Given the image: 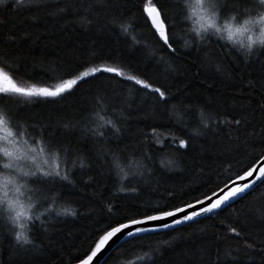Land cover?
<instances>
[{"label": "trees", "instance_id": "trees-1", "mask_svg": "<svg viewBox=\"0 0 264 264\" xmlns=\"http://www.w3.org/2000/svg\"><path fill=\"white\" fill-rule=\"evenodd\" d=\"M162 2L168 22L176 25L175 55L161 50L145 23L144 0H25L11 10L0 6V59L7 58L26 85H54L58 78L107 64L166 86L172 94L163 105L131 82L99 73L54 101L0 100V114L11 113L14 132L23 130L18 124L37 125L54 143L71 144L74 150L66 165L72 183L64 182L54 204L39 199L35 211L44 214V223H29L32 245L17 246L12 225L0 217V264H73L91 251L107 225L196 201L264 154V55L246 58L235 49L229 52L231 45L215 35L204 44L185 47L194 35L191 21L177 15L184 0ZM246 6L250 5L241 3V11ZM113 17L123 19L113 23ZM121 23L131 24L127 33L121 31ZM12 32L18 37L15 44L6 42ZM210 51L215 56L208 59ZM101 90L110 101L106 110L94 103ZM201 111L208 114V129L201 124ZM177 112L182 120H177ZM89 118L96 124L113 120L120 132L109 130L103 139H93L84 131L95 126L87 123ZM232 118L244 121L238 135L235 126L214 123ZM39 127L28 128L29 138H39ZM173 134L188 139V147L178 148ZM75 154L86 158V167L81 169L78 162L73 167ZM114 155L120 157L121 166L131 165L125 167L127 176L121 178L112 166ZM3 163L0 155V169ZM60 166L65 167L63 153ZM39 186L29 183L31 188ZM65 207L76 215L58 216ZM261 207L264 183L215 214L125 241L101 264H217L218 255L220 264H225L230 251L239 264H264L260 254L264 221L257 211ZM230 227H237L248 242H256V250L243 248L244 241L234 237Z\"/></svg>", "mask_w": 264, "mask_h": 264}, {"label": "snow or ice", "instance_id": "snow-or-ice-1", "mask_svg": "<svg viewBox=\"0 0 264 264\" xmlns=\"http://www.w3.org/2000/svg\"><path fill=\"white\" fill-rule=\"evenodd\" d=\"M25 0H14L13 4H8V0H0V6L7 5L6 10L19 8L24 4ZM41 3L42 0H28V3ZM241 3L246 6L241 11ZM92 7L91 5L89 6ZM181 12L177 15H183L184 21H191L192 27L190 31L194 35L192 42H185V47H191L192 43L204 44L211 36H218L220 40H225L227 45H231L229 52L235 49L242 53L246 58H251L254 53L264 55V0H184L181 4ZM61 12L65 11L60 9ZM141 15L145 23L150 26L152 34L157 38L161 45V50H167L169 55H175L178 51L175 44L172 28L175 23L168 22V12L165 3L162 0H144ZM241 17L243 19L241 20ZM122 17H113V23ZM82 23L84 21H81ZM0 26L3 22L0 21ZM121 31L127 33L131 24L121 23ZM18 37L14 32L7 34L6 42L15 44ZM215 56L214 51L206 54V58L210 59ZM163 59V58H161ZM219 70V68H218ZM17 69L7 58L0 59V100L7 99L22 100L30 102L37 99L57 100L70 93L78 83L93 78L99 73L113 74L125 81L131 82L134 86H138L142 90H146L154 100L160 104L167 105L172 98L171 92L166 86L157 85L147 78H141L136 74H126L118 67L100 66L89 67L86 70L79 71L78 74H69L67 78H58V82L50 86H39L38 84L26 85L18 80L16 76ZM94 103L98 109L106 110L110 101L105 90L98 91L94 97ZM175 108V105L172 106ZM177 120H182L181 113H175ZM7 116V119H6ZM97 116L99 113L97 112ZM102 119V118H101ZM201 124L205 129L210 127L209 117L207 113L201 111ZM244 121L240 118L216 120L214 123L217 127L224 125L231 128L235 126L237 135L239 128ZM88 124H95L94 127L86 126L85 133H91L93 139H103L106 131L114 130L120 132L116 122L113 120H102L96 124L89 118ZM23 129L19 132L13 131L12 116L10 112L0 114V132L3 133L0 139L4 141L0 146V154L7 162L3 163L0 169V217L5 219L7 224L12 225L10 231L14 235L17 246L32 245L33 240L29 235L31 229L29 223L35 225L36 221L41 220L43 213L36 214V207L39 205V199L51 200L54 204L59 199L61 192L58 190L63 187L64 182L72 183L69 178L70 169L66 166L68 159L74 154L71 144L54 143L50 136H47L43 127L37 125H28L27 123L18 124ZM39 127V138L31 136L29 138L28 128ZM155 129H153V134ZM20 137H23V145L21 147ZM173 142L178 140V148H187L190 141L188 139L178 138L175 134L171 136ZM63 153L65 167L61 169L60 159ZM76 158L72 161L73 167L77 162L81 169L87 166L86 158L75 154ZM28 161L31 164L29 170H25L22 162ZM138 167V162H133ZM257 165L259 167L257 168ZM112 166L117 169L119 174L127 176L129 173L125 171V167L121 166L120 157L113 156ZM7 172V175L4 173ZM236 181H243L237 183ZM236 181H229L222 189L218 188L219 195L216 191L211 196L204 195L203 199H197L194 204H186L184 207H177L175 210L158 211L157 214L144 215L142 218L124 217L126 222L114 221L100 231L102 234L94 241V247L91 252L79 261V264H92L93 259L102 252L110 243H117L121 237L136 238L140 233L156 232L157 227H143L150 221H163L165 218H172L170 223L160 224L161 228H171L173 225H181L186 222L193 221L195 217L205 213H215L233 202L237 198H243L249 191L257 186L258 183H264V155H260L243 176L238 175ZM40 185L37 188L29 187V183ZM123 190V189H122ZM26 193L28 203L24 201ZM34 197L36 199H34ZM207 201V204L205 202ZM196 205H200L198 210L185 212V209H194ZM51 207V205L49 206ZM47 211V210H46ZM109 213L112 212V206H108ZM258 214L264 221V207L259 208ZM178 213H184L178 216ZM49 214H51L49 212ZM57 215H76V211L70 207L63 208ZM229 232L236 238L244 241L243 248L255 251L256 242H248L242 237L241 231L237 227H230ZM264 243V242H262ZM239 252V247L235 249ZM260 254L264 256V247L260 248ZM148 254L146 253L145 256ZM231 258V264H239L238 256L232 255V252L226 253L225 264H228V258ZM217 264H220L219 255Z\"/></svg>", "mask_w": 264, "mask_h": 264}, {"label": "water", "instance_id": "water-1", "mask_svg": "<svg viewBox=\"0 0 264 264\" xmlns=\"http://www.w3.org/2000/svg\"><path fill=\"white\" fill-rule=\"evenodd\" d=\"M258 167H259V165H257V168H258ZM243 174H244V173L240 174V176H243ZM231 181H236V177H235L233 180H231ZM236 182H237V183H243V181H236ZM228 183H229V182H228ZM228 183H227V184H228ZM258 184H259V183H258ZM258 184H257V185H258ZM223 187H224V186H223ZM223 187H221L220 189H222ZM216 192H217V195L220 194L218 190H216ZM211 195H212V194H210V195H208V196H211ZM203 198H204V197H203ZM203 198H201V199H203ZM238 199H239V198L235 199L233 202H235V201L238 200ZM233 202H231L230 204H228V205H226V206H223L221 209H223V208H225V207L231 205ZM191 204H194V205H195V202H193V203H191ZM205 204H207V201L205 202ZM182 207H184V206H182ZM199 207H200V205H196L194 209H185V212L187 213V212H190V211H193V210H198ZM221 209L216 210L215 213H217V212L220 211ZM174 210H175V209H174ZM215 213H205V214H203V215H201V216L195 217L194 220H197V219L202 218V217H207V216H210V215L215 214ZM183 214H184V213H178L177 215L180 216V215H183ZM171 219H172V218H165L163 221H150V222H147L145 225H143V227H157V231H156V232H160V231H165V230H169V229L177 228V227H180V226H182V225H185V224H187V223L192 222V221H189V222H186L185 224H181V225H173L171 228H167V229L159 227L160 224H163V223H170V222H171ZM194 220H193V221H194ZM151 233H155V232L140 233V234H138V236H143V235H147V234H151ZM138 236H137V237H138ZM131 239H133V238H131ZM128 240H130V238H128L127 236H123V237L120 238V240H119L117 243H115V244L110 243L108 246H106L105 249L102 250L101 253L98 254L97 257H95V258L93 259L92 264H101L102 261L106 258V256H107V255H108V254H109L114 248H116L118 245H120L121 243H123V242H125V241H128ZM93 247H94V246H93ZM90 252H91V251H90ZM90 252H89V253H90ZM89 253H88V254H89ZM84 258H85V257H84ZM84 258H83V259H84ZM81 260H82V259H81ZM79 261H80V260H79ZM79 261H77V262H75V263H73V264H79Z\"/></svg>", "mask_w": 264, "mask_h": 264}, {"label": "rangeland", "instance_id": "rangeland-1", "mask_svg": "<svg viewBox=\"0 0 264 264\" xmlns=\"http://www.w3.org/2000/svg\"><path fill=\"white\" fill-rule=\"evenodd\" d=\"M191 2L194 3V0H191ZM241 20H242V19H241ZM2 135H3V133L0 132V136H2ZM23 139H24L23 137H20V140H21V147H26V146L23 145V143H22ZM3 144H4V141H3L2 139H0V146H3ZM0 155L2 156V154H0ZM2 158H3V157H2ZM3 162L6 163L7 161H6L5 159H3ZM22 166L24 167L25 170H29V169L32 167L31 164H30V162H28V161H24V162H22ZM4 175H7V172H5ZM2 180H3V176H0V181H2ZM29 195H30L29 193H26V194H25L24 201H25L26 204L29 202V201L26 200V198H28Z\"/></svg>", "mask_w": 264, "mask_h": 264}, {"label": "bare ground", "instance_id": "bare-ground-1", "mask_svg": "<svg viewBox=\"0 0 264 264\" xmlns=\"http://www.w3.org/2000/svg\"><path fill=\"white\" fill-rule=\"evenodd\" d=\"M263 155H264V154H263ZM255 163H256V162H255ZM255 163H254V164H255ZM249 168H250V167H249ZM247 170H248V169H246L245 171H247ZM245 171H244V172H245ZM244 172H242V173H244ZM242 173H240V174H242ZM240 174H239V175H240ZM236 177H237V176H236ZM233 179H234V178H233ZM233 179H231V180H233ZM229 181H230V180H229ZM229 181H228V182H229ZM228 182H227V183H228ZM227 183H225V184H227ZM225 184H224V185H225ZM224 185H223V186H224ZM223 186H221V187H223ZM221 187H220V188H221ZM220 188H219V189H220ZM217 190H218V189H217ZM215 191H216V190H215ZM249 192H250V191H249ZM210 194H212V193H210ZM210 194H209V195H210ZM202 198H203V197H202ZM200 199H201V198H200ZM193 202H195V201H193ZM193 202H191V203H193ZM191 203H188V204H191ZM185 205H186V204H185ZM185 205H182V206H185ZM182 206H180V207H182ZM174 209H175V208H174ZM174 209H173V210H174Z\"/></svg>", "mask_w": 264, "mask_h": 264}]
</instances>
